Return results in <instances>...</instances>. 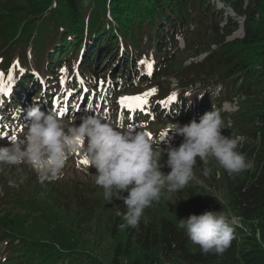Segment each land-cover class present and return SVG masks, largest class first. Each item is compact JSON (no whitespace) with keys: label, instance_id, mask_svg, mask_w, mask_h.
Wrapping results in <instances>:
<instances>
[{"label":"trees","instance_id":"1","mask_svg":"<svg viewBox=\"0 0 264 264\" xmlns=\"http://www.w3.org/2000/svg\"><path fill=\"white\" fill-rule=\"evenodd\" d=\"M221 1L235 11L236 20L218 8L213 0H25V4L0 3V17L9 14V18H0V56L3 58L0 73L5 74L1 78L6 83L9 77L20 73L31 77L40 68L44 69L39 71L52 74L54 83L59 76L54 70L58 65L54 66V63L62 62L64 57V64L74 71V59L80 54H83L81 72L94 73L93 76L100 65L117 61L116 66L106 69H112L108 73L121 85L134 86L131 84L134 80L140 83L160 80L180 51L177 37L183 36L186 48L197 54L208 53L201 62L183 69L189 73L186 74L189 79L186 78L183 84L208 82L222 87L219 94L209 93L201 98L177 95L165 108L167 118H178L185 124L192 119L199 121L202 115L213 110L222 117L231 116L222 111V104L232 100L233 96H240L245 100L241 108L252 116V123H262L258 133L249 131L250 143L243 152L253 163L251 169L229 175L217 162L219 180L227 189V203L208 190L207 185L215 186L218 180L210 172L214 170L202 164L196 172L207 185H192L178 191L183 194L186 211L182 215L186 218L205 211L229 212L248 229L245 231L244 227L233 225L235 238L222 255L203 254L179 227L182 217L177 210L167 209L162 210L155 221L142 217L137 228L126 227L129 237L142 248L143 259L123 263L124 252L119 245L115 246L111 258L104 260L85 257L86 254H80L70 244L58 248L48 241L27 240L10 251L8 249L7 263L264 264V0ZM239 19L243 20L244 35L228 40L239 29ZM29 46L31 48H27ZM16 51L18 62L13 63ZM142 60L146 63L141 64ZM150 61L152 70L149 73L145 69ZM30 80L38 84L43 81L39 76ZM170 93L169 89L162 88L155 96L156 103L151 109L155 116L163 117L164 110L157 101H163ZM247 101L249 103L245 104ZM205 169L209 170L207 175ZM80 201L88 203L84 199Z\"/></svg>","mask_w":264,"mask_h":264},{"label":"rangeland","instance_id":"2","mask_svg":"<svg viewBox=\"0 0 264 264\" xmlns=\"http://www.w3.org/2000/svg\"><path fill=\"white\" fill-rule=\"evenodd\" d=\"M7 1L23 2L25 4V0H0V3ZM213 2L216 3L218 8H222L226 14L234 18V20L237 19L235 11L231 9L230 6L224 5L223 1L213 0ZM0 18H9V14H4ZM237 21L239 23V29L231 34L228 40L240 38L244 35L243 20L239 19ZM177 38L180 51L176 54V58L172 59L168 69L164 70L165 74L161 76L160 80L154 79L144 83H140L139 80H134V82L131 83L134 86L131 87L121 85L119 82L113 83L110 81L108 83L102 81L101 85L107 86L108 91L107 88L106 90L103 89L101 94H105V96L102 98L103 103L101 105L97 107L91 105L90 110L89 105L87 107L82 106V110L80 108L78 113L71 109L69 114L58 118L65 126H71L73 124H78L82 115H103L113 124L119 125L121 130L131 127L134 130L143 131L147 135L150 134L148 137L154 142V148L163 150V148L169 145L179 146L182 142V137L173 136L168 129L173 122H178L181 125L184 123L180 122L178 118H167L168 112L165 111V108L171 102L169 98L163 101H157V104L162 106L161 108L164 110L162 113H164V115L163 117L156 116L155 120H151L153 117L151 116L153 114L152 112H148L143 120H139L140 117L134 114L132 110H129L127 104L131 103L133 109L135 105L139 104V101H125L124 103H120L122 97H135L155 89L156 93L145 97L148 102L140 107L155 104L154 98L160 93L162 88L169 89L171 91L170 96L175 94L176 97L177 95H182L185 98L188 96L201 98L203 95L205 96L209 93L219 94L222 87L220 84L211 85L208 84V82L183 84L189 74L187 70L183 71V69H186L187 66L193 63L201 62L208 53L200 52V54H197L193 49L189 50L188 47L186 48V42L183 36ZM1 40L2 37L0 36V43ZM27 48H31V46ZM16 55L18 56L17 51L14 53V56ZM2 59V56H0V61ZM64 59L63 57L62 62ZM92 61L94 63L93 59ZM116 62L117 61H111L104 63V65H100L101 68L98 69L99 74L105 72V77L107 79V72L112 69L106 68L116 66ZM34 63L35 59L32 60V65ZM56 63L57 61L54 63V66ZM150 63H152V61H150ZM69 74L70 71L68 70L64 75L68 76ZM62 79L68 80L66 77ZM33 81L34 80H32V83ZM28 83V87H30L31 82L29 79L26 80V84ZM94 84L93 82V85ZM110 87L112 89H110ZM66 88H70L68 83ZM63 90L64 89H62L60 93ZM27 91H30V89ZM64 92L65 90L63 94ZM115 94L119 97L114 98ZM78 97L80 98L81 96H77V98ZM24 98L26 97L22 96L19 101H13L11 104L16 107L14 109H8V112L9 110L14 111L13 119L9 120V122L14 120L12 128H10V124L7 123L8 113H5V117H0V121L3 125H9V128L6 127V125L2 128L0 123L1 129H3V132H0V145L9 144L12 141L11 136L19 138L26 131V116H24V118L20 116L22 114L20 110L23 109V105L24 109L28 107L27 102L23 105L20 104ZM243 98L244 97L233 96L232 100L225 101L221 107L222 111L229 114L231 113V116H221L223 119L221 132L223 135L229 136L230 138L239 137L238 150L242 153L250 143L249 131L258 133L262 125L260 121L252 123V116L249 113H245L241 108V104L245 101ZM60 100L64 102L66 99L62 96L60 99L58 98V102ZM35 103L39 104L40 108L51 106L45 99H43V101L37 100ZM248 103L249 101L245 102V104ZM29 105L32 106V103H29ZM5 107L6 106L3 105L2 110H4ZM150 107L152 108V106ZM65 108H69V105L67 107L65 106ZM138 108L139 107L136 109ZM75 109L77 110L79 108ZM42 111L50 113L47 108ZM125 111H130L126 120L124 119L126 118ZM16 113L19 116L17 118L15 117ZM20 120L22 121L20 122ZM9 133H11V136L8 135ZM165 133L167 135L163 136L162 134ZM166 159V155L161 156L162 163ZM82 160L79 153L70 154L62 169L61 178L45 181L44 183L40 182L38 173L27 164L18 166L0 164V264H14L13 262L7 263L6 258L9 255L10 248L16 245H22L27 240L48 241L58 248L60 245L70 244L77 248L80 254H86L85 257L104 260L110 259L115 246L119 245V248L124 252V257L121 259L123 263H128L138 258L143 259L142 248L135 243L134 239L129 237L126 228H121V225L125 222L122 216L116 214L118 211L121 213L126 211L123 201L115 198L111 201L105 200L103 197V189L94 183V174L96 170L90 167L89 164L85 165L81 163ZM201 164L204 167L214 170L210 172L217 177L216 179L218 181L215 186H208L200 176H198L196 168ZM162 171L167 173L170 169L165 167ZM219 176L220 173L217 167V161L214 158H209L207 164L201 162L199 158H197V163L194 166L193 179L186 187L192 185L194 187H203L207 185L209 191H213L215 195L220 197L222 202L225 201V203H227V189L219 180ZM93 190H95V192L93 194L90 193ZM181 195L178 191L175 193H165L158 203L154 202L151 207L145 209L142 217L148 218V220L151 218L150 221H155V219H157L156 217L163 212L162 210L171 209L170 211L177 210V214H179L182 219H185L186 216L182 215V213H184L186 209L184 208V199ZM89 197L90 200H88ZM81 199L87 201V205L80 201ZM224 214L234 221V225L237 224L241 228L244 227V224L241 223L238 218L230 215L229 212H225ZM244 230L248 231L245 227ZM195 248L194 246V249Z\"/></svg>","mask_w":264,"mask_h":264},{"label":"clouds","instance_id":"3","mask_svg":"<svg viewBox=\"0 0 264 264\" xmlns=\"http://www.w3.org/2000/svg\"><path fill=\"white\" fill-rule=\"evenodd\" d=\"M26 119L23 135L0 145V164H27L44 183L61 178L68 156L79 153L96 170L94 183L103 189L104 199L123 201L126 211L116 213L125 222L121 228H137L146 208L158 203L165 193L184 189L193 179L197 158L205 164L214 158L229 175L253 167L238 150L240 138L222 134L223 119L216 110L206 112L199 121L173 122L168 131L182 137V142L163 150L154 148L145 132L131 127L121 130L103 115L85 114L78 124L65 126L34 103L26 110ZM165 167L170 171H162ZM208 172L204 170L205 175ZM233 225L221 211L179 220L188 240L203 254L222 255L235 238Z\"/></svg>","mask_w":264,"mask_h":264},{"label":"snow or ice","instance_id":"4","mask_svg":"<svg viewBox=\"0 0 264 264\" xmlns=\"http://www.w3.org/2000/svg\"><path fill=\"white\" fill-rule=\"evenodd\" d=\"M140 63L141 64H145L146 62L142 60V61H140ZM146 66L148 68L152 67V65L150 63L147 64ZM64 71H66V69ZM4 75H5L4 73H0V77H3ZM9 79H12V77H9ZM2 91H3V88H0V92H2ZM155 93H156V90L152 89L148 93H144V94H141V95H138V96H135V97H122L121 100H120V103H124L125 101H139V104L136 105V106L140 107V106H142V105H144V104H146L148 102L147 99H145V97H147L149 95H154ZM175 99H176V95L175 94H172V96L169 97L170 101H174ZM127 107L129 109H131L133 107V105L131 103H129V104H127ZM70 111H71V109H69V108H65L63 110H59V108H58V113H59L60 116H66L67 114L70 113ZM0 131H2V129H0ZM8 135L11 136V133H9ZM148 135L150 136V134H148ZM162 135L166 136L167 134L165 133V134H162ZM11 139L15 140L16 137L15 136H11ZM81 143H83V142H81ZM81 163L87 165L89 162H88L87 159H83L81 161Z\"/></svg>","mask_w":264,"mask_h":264},{"label":"bare ground","instance_id":"5","mask_svg":"<svg viewBox=\"0 0 264 264\" xmlns=\"http://www.w3.org/2000/svg\"><path fill=\"white\" fill-rule=\"evenodd\" d=\"M41 83H43V81H41ZM38 84V83H37ZM35 82H33V85H36V86H39V85H37ZM33 91H34V89H30V91H26L27 92V94H29V95H31L32 93H33ZM87 92H88V89H85V90H83L82 92H81V95H79V96H81L80 97V99H79V103L77 104H75V108H79V109H77V110H80V108L82 109V106L84 105V104H88L89 105V107H91V105H93V103H94V99H95V94H96V92H95V90L93 91H91V93L89 94V95H86L87 94ZM76 95V94H75ZM74 95V96H75ZM74 96H72V98H74ZM105 96V94L103 95V97ZM65 108V107H64Z\"/></svg>","mask_w":264,"mask_h":264}]
</instances>
